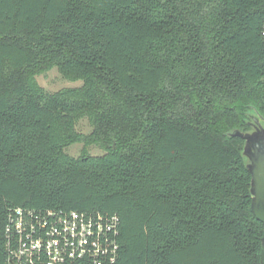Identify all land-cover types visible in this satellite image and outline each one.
I'll return each instance as SVG.
<instances>
[{"label": "trees", "instance_id": "obj_1", "mask_svg": "<svg viewBox=\"0 0 264 264\" xmlns=\"http://www.w3.org/2000/svg\"><path fill=\"white\" fill-rule=\"evenodd\" d=\"M256 115L264 0H0V264L14 208L116 215L114 264H260Z\"/></svg>", "mask_w": 264, "mask_h": 264}, {"label": "built area", "instance_id": "obj_2", "mask_svg": "<svg viewBox=\"0 0 264 264\" xmlns=\"http://www.w3.org/2000/svg\"><path fill=\"white\" fill-rule=\"evenodd\" d=\"M118 225L116 215L11 209L6 264H114Z\"/></svg>", "mask_w": 264, "mask_h": 264}, {"label": "water", "instance_id": "obj_3", "mask_svg": "<svg viewBox=\"0 0 264 264\" xmlns=\"http://www.w3.org/2000/svg\"><path fill=\"white\" fill-rule=\"evenodd\" d=\"M252 120H254L252 132L235 131L231 136L239 137L244 142L242 153L248 161L247 169L251 176L250 211L263 225L259 263L264 264V119L256 115Z\"/></svg>", "mask_w": 264, "mask_h": 264}, {"label": "rangeland", "instance_id": "obj_4", "mask_svg": "<svg viewBox=\"0 0 264 264\" xmlns=\"http://www.w3.org/2000/svg\"><path fill=\"white\" fill-rule=\"evenodd\" d=\"M35 80L38 85L48 93L57 92L65 88H79L82 85L81 81L70 82L62 79L56 68H51L41 72L39 75L35 76ZM76 129L84 136H88L92 132V127L89 125V122L86 119L80 120L76 126ZM82 148L83 143L78 142L69 145L64 149V151L69 156L76 158L80 155ZM88 152L90 155H99L102 153L96 145H91L88 148Z\"/></svg>", "mask_w": 264, "mask_h": 264}, {"label": "flooded vegetation", "instance_id": "obj_5", "mask_svg": "<svg viewBox=\"0 0 264 264\" xmlns=\"http://www.w3.org/2000/svg\"><path fill=\"white\" fill-rule=\"evenodd\" d=\"M250 125H251L252 131H253V127L252 126L254 125V120H252V122H250Z\"/></svg>", "mask_w": 264, "mask_h": 264}]
</instances>
